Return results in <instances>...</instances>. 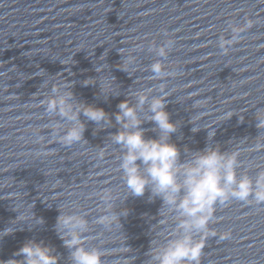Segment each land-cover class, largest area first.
Wrapping results in <instances>:
<instances>
[{
    "label": "water",
    "instance_id": "obj_1",
    "mask_svg": "<svg viewBox=\"0 0 264 264\" xmlns=\"http://www.w3.org/2000/svg\"><path fill=\"white\" fill-rule=\"evenodd\" d=\"M246 18L253 26L221 55L218 36ZM161 29L177 41L166 63L179 74L163 84L172 94L166 98L171 119L181 123L172 140L182 150H200L209 143L210 131L213 145L239 152L242 171L251 165L255 175L264 168V131L255 118L264 108V0H0V230L16 229L0 240V261L36 240L56 250L59 264H70L55 228L59 206L86 216L88 244L103 247L105 264H146L152 239L171 232V214H159L162 199L149 201L148 192L124 202L130 213L121 217L122 228L96 224L103 207L98 194L105 188L123 194L119 148L108 140L118 126L95 132V123L81 115L88 142L64 146L48 127L57 118L42 104L53 85H73L78 100L103 107L114 120L128 96L161 88L148 67L155 55L137 48L162 42ZM129 54L136 57L130 73L119 67ZM101 63L110 66L119 96L105 99L98 83L85 84L99 75L95 69ZM191 121L199 131H192ZM142 127L146 137L158 135L152 122ZM34 133L44 141L35 143ZM99 150L103 159L97 157ZM38 151L46 154L38 156ZM32 207L43 224L35 219L11 223L19 211ZM211 227L218 236L231 230V237H210L202 264H264V205L235 200L218 205Z\"/></svg>",
    "mask_w": 264,
    "mask_h": 264
},
{
    "label": "clouds",
    "instance_id": "obj_2",
    "mask_svg": "<svg viewBox=\"0 0 264 264\" xmlns=\"http://www.w3.org/2000/svg\"><path fill=\"white\" fill-rule=\"evenodd\" d=\"M253 23L249 18L242 24L230 23L217 38L219 53L227 55L240 39V34L251 28ZM161 35L164 37L162 42L152 40L147 45L137 46L155 55L156 59L148 67L152 73L151 78L162 82L161 88L139 91L131 98L128 96L119 103V111L114 114V120L113 114L103 107L78 100L72 90L73 85H53L42 104L49 116L57 118L48 127L56 142L64 146L88 142L84 136L86 121L95 123V132L118 126V131L110 134L108 140L119 148L117 160L123 194L111 188H105L98 194L103 207L95 223L106 230L115 226L122 228L121 217H127L130 213V209L122 207L124 202L129 196L142 197L148 192L149 201L162 199L159 214H171L174 227L162 240L152 239L146 264H202L207 240L218 236L217 231L211 227L218 205L232 200L264 205V168H258L255 175L250 174L251 165L242 171L239 152L229 149L222 151L219 143L213 145L214 135L210 131L209 143L200 150L193 151L187 146L182 150L172 140L181 123L171 119L166 98L172 94L171 90H163V84L167 78L179 74L178 69H172L166 63L177 41L167 29H161ZM119 67L128 73L134 71L136 57L131 54L122 56ZM95 71L99 75L84 83H98L99 94L105 99L119 96L120 85L111 74L110 66L101 63ZM81 115L86 121L81 119ZM232 116L229 114V118ZM255 118L257 128L264 131V108L256 110ZM146 121L154 124L153 131L158 133L157 136L146 137V130L142 127ZM192 123L195 125L192 131H199L201 127ZM34 135L35 143H42L45 139L42 135ZM41 154L46 153H36L38 156ZM97 157L103 159L104 151L99 150ZM33 208L30 212L27 209L24 212L17 210L19 215L13 220L15 223H11L15 225L20 221L35 219L43 224V218H36ZM59 208L60 215L55 228L69 250L70 264H105L103 247L88 244L86 233L90 230V222L86 216ZM161 210H164L163 213ZM15 231L11 226L0 230V240ZM218 237L219 240L230 238L231 230ZM15 256H21L22 259H15ZM60 259L51 245L28 240L12 259L0 261V264H59Z\"/></svg>",
    "mask_w": 264,
    "mask_h": 264
}]
</instances>
